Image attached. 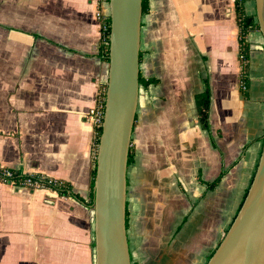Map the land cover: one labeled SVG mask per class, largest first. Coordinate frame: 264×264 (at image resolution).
I'll return each mask as SVG.
<instances>
[{
  "label": "crops",
  "instance_id": "crops-1",
  "mask_svg": "<svg viewBox=\"0 0 264 264\" xmlns=\"http://www.w3.org/2000/svg\"><path fill=\"white\" fill-rule=\"evenodd\" d=\"M148 4L140 51L142 58H159L158 72L149 76L159 83L147 89L163 86L164 100L140 116L139 91L126 172L131 264H154L161 250L167 261L202 264L239 209L260 156L264 39L259 30L246 37L245 95L233 0ZM245 11L255 13L253 0ZM102 12L108 15V7ZM98 13V0H0V165L45 174L70 190L61 195L0 184V264H94L95 130L83 114L107 81ZM199 56L209 71L203 77L209 75L211 88L208 129L194 102L204 89ZM137 222L142 255L129 232Z\"/></svg>",
  "mask_w": 264,
  "mask_h": 264
},
{
  "label": "water",
  "instance_id": "water-1",
  "mask_svg": "<svg viewBox=\"0 0 264 264\" xmlns=\"http://www.w3.org/2000/svg\"><path fill=\"white\" fill-rule=\"evenodd\" d=\"M264 39V0H254ZM142 0H108V74L93 177L94 264H131L126 172L139 99ZM205 264H264V136L246 195Z\"/></svg>",
  "mask_w": 264,
  "mask_h": 264
},
{
  "label": "trees",
  "instance_id": "trees-1",
  "mask_svg": "<svg viewBox=\"0 0 264 264\" xmlns=\"http://www.w3.org/2000/svg\"><path fill=\"white\" fill-rule=\"evenodd\" d=\"M247 0H233L234 4V15H235V21L238 28L237 38H238V44H239V51H238V59L240 64V73H239V80H240V89L243 94L246 95V89L249 82V44L246 39L249 32L253 30H259L258 23L256 21V15L248 14L245 11V2ZM149 10V4L148 0H142V14H146ZM103 22L107 24L108 30H109V16L105 15L103 17ZM99 54L100 56L108 61V45L104 44L103 42L99 45ZM142 58V52L139 53V62ZM159 83L158 78L156 77H144L141 72H139V86L143 89H147L149 85H156ZM106 87V84L103 86ZM194 102L197 112V119L199 121V124L202 128L208 129L209 128V110H210V104H211V88L209 84V80L206 77L204 81V89L196 93L194 95ZM136 120V116H135ZM134 127V126H133ZM101 128H98L95 130L94 135V148H97L98 139L100 135ZM133 161V152L131 148L129 147V153H128V165ZM95 173V167L92 172V179H91V192L89 196V202L92 204L93 199V177ZM221 179V175L216 178L215 181L208 184L209 187H214ZM45 183L50 185L52 190H55L57 193L61 195H70V190L67 184L65 183H51L48 180H44ZM251 182V181H250ZM248 189V188H247ZM247 192V190H246ZM73 196H75L78 199H81L79 195L72 193ZM246 195V193H245ZM244 195V197H245ZM244 199V198H243ZM243 201V200H242ZM242 203V202H241ZM241 205V204H240ZM240 207V206H239ZM238 211V210H237ZM128 218V212L126 209V228H127V219ZM220 242V241H219ZM219 244V243H218ZM214 251V250H213ZM213 251L210 253V255L213 253ZM209 255V256H210ZM133 264V263H132Z\"/></svg>",
  "mask_w": 264,
  "mask_h": 264
},
{
  "label": "built area",
  "instance_id": "built-area-1",
  "mask_svg": "<svg viewBox=\"0 0 264 264\" xmlns=\"http://www.w3.org/2000/svg\"><path fill=\"white\" fill-rule=\"evenodd\" d=\"M99 13L98 19L101 21V43L109 45V30L107 24L103 22L105 16L102 12V6L108 7V0H98ZM105 89L103 87L95 98V103L83 114L85 121L92 124L94 130L101 128L104 116ZM48 180L51 183H62L45 174H25L18 169L0 165V184L7 185L14 189L27 188L30 190H52L50 185L45 183Z\"/></svg>",
  "mask_w": 264,
  "mask_h": 264
},
{
  "label": "rangeland",
  "instance_id": "rangeland-1",
  "mask_svg": "<svg viewBox=\"0 0 264 264\" xmlns=\"http://www.w3.org/2000/svg\"><path fill=\"white\" fill-rule=\"evenodd\" d=\"M254 8H255V3H254ZM171 57L175 59L176 55L170 54L169 59H171ZM198 60H199V62H198L197 72H198V78L201 79L205 76V72L207 74H209V71L207 68V63H205V65H204L205 70L201 66L200 56H199ZM158 61H159V58L157 55H155L154 57H149V56L143 54V58L141 61L142 75L147 78L150 76V74H152V71L154 72L153 74L157 73L158 72L157 67L159 64ZM208 80H209V75H208ZM204 81H205V78H203L201 81V85L203 86V88H204ZM163 88H164L163 86H159V87H155V88L151 87V90H150V89H143L142 87H140V109H139L140 110V116L142 114V111L156 110L159 108V99L164 100V97L161 96L164 93ZM170 103L173 104L172 101ZM186 109H187V114L190 116L189 117L190 120H193V111H192V108L189 106V104L186 107ZM154 118L157 119V117H154ZM181 124L185 125L183 117H181ZM136 125H139V122H137ZM136 225H137L136 228L129 229V232L131 234L130 235L131 239L134 242H135V240H138L137 242H138V244H140V245H134L135 243H133L134 249L137 250L136 252L139 255H142L141 251L143 248H142V244L140 242L142 240V236H140V234H141L140 222H137ZM217 245L218 244H215L214 249L216 248ZM210 253H211V251L209 252L207 258L205 259L206 261L209 258ZM193 259H197V256L194 257ZM166 261H167L166 255H164V251L161 250V252L155 257L154 264H167V262H168V264H180V262L175 257H171V260H169L167 262ZM206 261H204L202 264H205ZM146 264H153V261L148 260L146 262Z\"/></svg>",
  "mask_w": 264,
  "mask_h": 264
}]
</instances>
